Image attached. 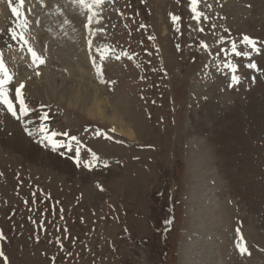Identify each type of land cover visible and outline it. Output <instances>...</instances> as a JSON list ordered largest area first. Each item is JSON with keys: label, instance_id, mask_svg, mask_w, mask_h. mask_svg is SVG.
Masks as SVG:
<instances>
[{"label": "rangeland", "instance_id": "374dc122", "mask_svg": "<svg viewBox=\"0 0 264 264\" xmlns=\"http://www.w3.org/2000/svg\"><path fill=\"white\" fill-rule=\"evenodd\" d=\"M225 2L199 0L203 16L193 19L191 0H0V58L11 77L2 91L16 115L4 97L0 114L18 121L35 155L49 154L21 161L0 132V264H179L182 250L183 264H264V150L250 155L230 141L227 161L211 155L209 164L200 151V167L188 164L214 128L205 107L220 104L216 94L227 116L241 114L227 132L264 148L252 135L264 118V0ZM21 83L26 111L15 95ZM100 86L133 139L89 115ZM243 162L258 173L244 175ZM103 165L110 175L93 174Z\"/></svg>", "mask_w": 264, "mask_h": 264}, {"label": "bare ground", "instance_id": "6f19581e", "mask_svg": "<svg viewBox=\"0 0 264 264\" xmlns=\"http://www.w3.org/2000/svg\"><path fill=\"white\" fill-rule=\"evenodd\" d=\"M213 1V0H212ZM252 1V0H251ZM255 1V0H254ZM231 3V0H227V2H225L224 4H230ZM264 3V2H263ZM256 4V3H255ZM206 5V4H205ZM233 6V5H232ZM263 7V6H262ZM254 9V8H253ZM222 12V11H221ZM253 12V11H252ZM252 15V13H250ZM254 14V13H253ZM231 16L233 14H230ZM251 17V16H250ZM249 18V17H248ZM255 18V17H254ZM230 20V19H229ZM252 20V18H251ZM237 21V20H236ZM254 21V20H253ZM166 22V21H165ZM245 23V22H244ZM251 23V21H250ZM253 23V22H252ZM173 25V24H172ZM254 26V23L252 24ZM251 25V26H252ZM207 26V25H206ZM238 28V26L236 27ZM250 29V27H249ZM253 29V28H252ZM255 29V28H254ZM236 31H239L237 29L234 30V32ZM253 31V30H252ZM142 50V49H141ZM253 54V53H252ZM231 57H235L233 56V54H230L229 55V58ZM238 58V57H236ZM121 59V58H120ZM251 59V58H250ZM253 59V58H252ZM109 61H111L110 59H108ZM132 60V59H131ZM240 60V59H239ZM96 61V60H95ZM113 62V61H112ZM254 62V61H253ZM96 63V62H95ZM114 64V67H115V61L113 62ZM137 64V63H136ZM95 68H97V65L95 66ZM98 69V68H97ZM239 70L241 71H250L248 70V68H242L241 66H239ZM246 73V72H245ZM108 72H104V75L101 73V77H100V84L104 81V79L106 78V75L108 76ZM103 75V76H102ZM250 76V75H249ZM248 76V77H249ZM130 77V76H129ZM99 83V82H98ZM213 84H214V88L212 89V87H210V90H213L215 92V88L218 90V87H222V73L219 71L218 74H215L214 76V81H213ZM250 85V84H249ZM125 86V85H124ZM136 86V85H135ZM213 86V85H212ZM110 87V86H109ZM253 88V87H252ZM98 89V90H97ZM95 90H93L91 92V97L90 98L91 102H89L90 106H89V115L92 116V117H96V118H99L100 120H106L107 123H109V126L112 127V129L114 130H119V132H121L125 137H127L129 140L133 139V131L130 130V129H123V125H122V121L120 120V118H118V115L117 113L114 111L113 108H111L109 105V99L108 98H104L101 96V93H106L107 92V88L106 86H100V88H97ZM103 89V90H102ZM109 90V89H108ZM119 91V90H118ZM124 91V90H123ZM213 91H211L212 94ZM249 91V90H248ZM251 92V90H250ZM103 95V94H102ZM108 95V94H107ZM217 97L220 99V104H217L216 102H209V103H205L207 106L205 107V111H206V118L207 120H210V122L212 123V125L214 126L211 127V135H209L207 138H205V145L203 146L202 144H198L197 142H195L198 146H195L193 147L192 149V154H191V158L190 160L188 161V164L190 166H194V168H199V161L197 160L198 159V156L200 155V151H201V154L202 156L207 159V161L209 162L210 161V156L211 155H215L214 158H217L219 159L220 158V155H222V159L221 160H224V161H227L228 160V152H226V150H228L230 148V146L232 144H229L231 143L230 141H235L236 143H240L239 145H241L243 147V153H250L251 155V152L252 154H255L257 152H263L264 148L260 147V146H257V148H252L253 144H248L246 142V138H244V135L242 137H238L237 133L234 132V129L233 128V131L230 133L227 132V130L229 128H231V126L234 127L233 124H235V127L238 128V126L240 125V123H238L237 121H235L234 118L237 119V117H239V113H235V110H233L234 112H232L230 109V114L229 116H227L225 111L228 109L226 106L224 107V102H225V96L222 94V95H218L216 94ZM227 96V95H226ZM233 97V96H232ZM261 99V98H260ZM235 101V100H234ZM258 101V100H257ZM87 102V101H86ZM135 102V101H134ZM259 103V102H258ZM131 104V103H130ZM228 104V103H227ZM239 104V103H238ZM87 105V104H86ZM237 106V105H236ZM240 106V105H239ZM245 106V105H244ZM259 106H261L259 104ZM14 107V105H13ZM161 107V106H160ZM242 106H240L239 108H241ZM247 107V106H246ZM251 107V106H249ZM233 108V107H232ZM253 108V106H252ZM219 109H222V112L220 113V110ZM236 109V108H235ZM250 109V108H249ZM254 109V108H253ZM216 110V111H215ZM214 111L216 112V114L214 113ZM219 111V112H218ZM240 111V110H238ZM252 111V110H251ZM224 112V114H223ZM228 112V111H227ZM260 113V112H259ZM253 114V113H252ZM25 115V114H23ZM214 115H215V118H214ZM256 115V114H254ZM262 115L264 117V111L262 112ZM258 116V115H257ZM22 117V115H21ZM198 117V116H197ZM200 117V116H199ZM229 117H232L234 120L233 122L229 123V126L227 124H225L226 122V119L229 118ZM249 117V116H248ZM262 117V118H263ZM196 119V118H195ZM215 119V120H214ZM231 119V118H230ZM165 120V119H164ZM239 120V119H238ZM230 121V120H229ZM28 124V122H27ZM194 124L195 127V131L196 132H202L203 131H206V128H207V124L203 121H200L198 120L197 122H195ZM225 125V126H224ZM252 125V124H251ZM30 126V125H28ZM223 129H219V127H223ZM21 126L18 125V121L14 120L12 117H9L8 115H1L0 114V132H3V134H10L11 137L8 138L9 142H11L12 145H15V147L17 148V150H20L21 151V155L19 156V160H21V157L22 159H27L29 157H33L35 155V151H36V145L35 144H32L30 142H28L29 140L24 136V129L20 128ZM25 128V127H24ZM30 128V127H29ZM213 128V129H212ZM26 129V128H25ZM253 129L255 131H253ZM28 131L30 129H27ZM239 130V129H238ZM35 131V130H34ZM112 131V130H111ZM190 133V132H189ZM260 133H264V118L263 120L261 121V123H258L257 124V127L256 129L255 128H252V135L254 136V138H257L256 141L257 143L262 141L264 142V138L263 140L258 138V135H260ZM26 134V133H25ZM107 135V133H105ZM262 135V134H261ZM190 136V135H189ZM257 136V137H256ZM264 136V135H263ZM5 137V136H3ZM191 139V138H190ZM6 140V139H4ZM249 140V139H248ZM191 142V140H190ZM220 143L221 145L220 146H217L219 144L217 143ZM251 142V141H250ZM228 143V145H226ZM252 143V142H251ZM43 144V143H42ZM40 145V144H38ZM44 147V146H43ZM210 148L211 151L210 152H203L206 148ZM212 147V148H211ZM264 147V146H263ZM45 151V150H44ZM48 155L47 153H41L40 155L37 156V154L35 156H37V160H40L42 162H45L46 160H48ZM15 156V155H14ZM247 157V162L249 161L250 157L249 155L247 154L246 155ZM58 157L55 155V162H60L58 159ZM263 158V157H261ZM258 159V158H257ZM31 160V159H30ZM251 161L250 162H253L252 159H250ZM264 160V159H263ZM22 161V160H21ZM256 163V162H255ZM44 164V163H43ZM210 164V162H209ZM222 165V164H221ZM59 166H62V165H59L58 164V167ZM242 167L240 169H242L244 166L246 168V170H242V173L244 175H247V173H251V175H254L255 172L258 173V168L256 166H254L252 163H247L245 164L243 162V164L241 165ZM63 167V166H62ZM260 167V166H259ZM244 169V168H243ZM249 169V170H247ZM93 174H96L98 175V177H102V178H106L108 175H110V170L106 169L105 165L101 166V167H97V166H94L93 167ZM261 174V173H259ZM95 175V176H96ZM222 175H225V172H222ZM228 178H232V175H230ZM245 178H247L245 176ZM250 180V177L248 176V178ZM259 180V179H258ZM248 181V180H247ZM256 182L254 181H251L250 183V187H255V184ZM248 186V187H249ZM249 187V188H250ZM98 193V192H97ZM95 194L100 197H103L104 195H106V193H98V194ZM225 193V192H224ZM224 195V194H223ZM214 203V202H213ZM214 206V205H213ZM202 209V208H201ZM183 244V243H182ZM185 244V243H184ZM190 246V243L188 244ZM187 253L186 251H183L181 252V260H180V263L179 264H183V260L185 258V256L187 257ZM189 259H187L188 261ZM188 263V262H187ZM195 264V263H194Z\"/></svg>", "mask_w": 264, "mask_h": 264}, {"label": "snow or ice", "instance_id": "6c2138e0", "mask_svg": "<svg viewBox=\"0 0 264 264\" xmlns=\"http://www.w3.org/2000/svg\"><path fill=\"white\" fill-rule=\"evenodd\" d=\"M78 2L80 4H84L85 0H78ZM100 2H101V0H94V3H100ZM198 3H199V0H191V5L190 6L192 7V11H193V13H197L196 15L193 16V19H199L200 16H203V13L198 12V9H197ZM91 9H92V5H89L88 10L91 11ZM12 11H13V13H16L17 9L13 8ZM88 19H89V21H91V17H88ZM173 19L175 20V19H178V18L177 17H173ZM204 19L206 20L207 16H204ZM201 30H203V29H201ZM17 34H19L21 36V39H23V35L21 33H17ZM17 34H14L12 38L15 39ZM243 42L246 43L247 45H249L253 51H257L256 42L252 38H250L249 36H247V35L243 36ZM205 47H206V45H205ZM29 51L31 53V56L33 58V62L34 63L35 62H39L41 64L44 63L42 57H40L34 50L29 49ZM232 51L236 52L235 43H233ZM236 54L239 55L240 53L237 52ZM243 54L244 55H248L249 53L245 52ZM117 58H119V57H117ZM228 67L231 68L233 72L236 71L235 65L229 64ZM247 67L248 68H255L256 65L254 63H249L247 65ZM0 74L3 75V78H0V97H4L2 102L6 105L7 111L15 116L16 112H15V110L13 108V104L11 103L10 100L7 99L6 96H4V93L2 91L3 86L5 84H8L10 82V79H11L10 74L8 72V69H7L6 65H5V62H4V60L2 58H0ZM231 80H232V83L235 84V83L239 82L240 77L237 76V75H232ZM21 88H23V84L22 83L20 84V86L15 88V95H16V98L20 100V105H21L20 110L21 111H26V108L24 106V101L21 98ZM25 131H27V129H25ZM53 135H55V133H53ZM64 135H68V133H64ZM47 139H49L51 141L52 138H51V136H49V137H47ZM71 139L75 140L76 137L73 136V137H71ZM93 158L95 159V154L94 153H93ZM87 166L88 165L85 164V167H87ZM237 233H239V230H237ZM237 247L240 249L241 254H244L245 252H247V248L246 247H242L240 245H237Z\"/></svg>", "mask_w": 264, "mask_h": 264}]
</instances>
